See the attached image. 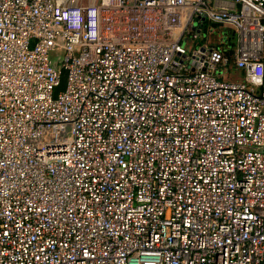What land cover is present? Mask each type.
<instances>
[{"label": "built area", "instance_id": "built-area-1", "mask_svg": "<svg viewBox=\"0 0 264 264\" xmlns=\"http://www.w3.org/2000/svg\"><path fill=\"white\" fill-rule=\"evenodd\" d=\"M0 264H264V0H0Z\"/></svg>", "mask_w": 264, "mask_h": 264}, {"label": "rangeland", "instance_id": "rangeland-1", "mask_svg": "<svg viewBox=\"0 0 264 264\" xmlns=\"http://www.w3.org/2000/svg\"><path fill=\"white\" fill-rule=\"evenodd\" d=\"M211 29H214V27L213 26H211L210 27ZM208 29H209V26H207V31H203L202 33H201V38H200V40H198V43L199 44H203V43H205V39L208 37V35H209V32H208ZM217 28H215V30H216ZM214 32V30L211 32V33H213ZM218 34H216L215 36H217ZM232 37V36H231ZM212 38V40L210 39H207V43H209V44H215V45H218V40H216V38L215 39H213L214 38V36L213 37H211ZM234 43H236V39H235V37L231 40V45L230 46H234ZM195 45H197V44H194V42H192L191 40H189L188 41V43H187V49H192ZM50 59H51V61H52V63H54V66H55V64L58 62V60H59V57H58V55H57V53L56 52H52V53H50ZM226 72H229V74H230V78L228 79L227 78V80H229V81H239V82H243L244 81V78H243V73H242V71H240V70H238V69H236V68H234L232 65H228L227 66V68H224L223 69V71H222V74H221V76H223L222 77V79L221 80H225L226 79V77H225V73ZM220 79V78H219Z\"/></svg>", "mask_w": 264, "mask_h": 264}, {"label": "trees", "instance_id": "trees-1", "mask_svg": "<svg viewBox=\"0 0 264 264\" xmlns=\"http://www.w3.org/2000/svg\"><path fill=\"white\" fill-rule=\"evenodd\" d=\"M61 86L58 88V90H61L64 87V76L62 77Z\"/></svg>", "mask_w": 264, "mask_h": 264}]
</instances>
